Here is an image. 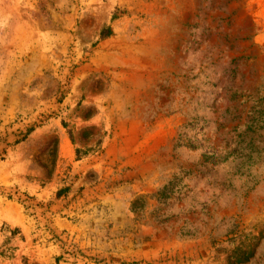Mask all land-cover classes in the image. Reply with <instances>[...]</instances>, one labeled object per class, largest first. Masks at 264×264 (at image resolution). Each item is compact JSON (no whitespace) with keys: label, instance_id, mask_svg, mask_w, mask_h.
<instances>
[{"label":"rangeland","instance_id":"1","mask_svg":"<svg viewBox=\"0 0 264 264\" xmlns=\"http://www.w3.org/2000/svg\"><path fill=\"white\" fill-rule=\"evenodd\" d=\"M0 264H264V0H0Z\"/></svg>","mask_w":264,"mask_h":264},{"label":"trees","instance_id":"2","mask_svg":"<svg viewBox=\"0 0 264 264\" xmlns=\"http://www.w3.org/2000/svg\"><path fill=\"white\" fill-rule=\"evenodd\" d=\"M111 32H112L111 29H106V30H104V31L101 33L102 38H107V37H109V36L112 34Z\"/></svg>","mask_w":264,"mask_h":264}]
</instances>
